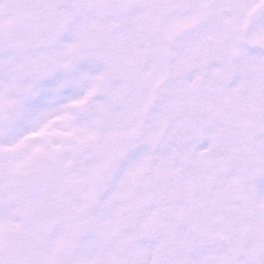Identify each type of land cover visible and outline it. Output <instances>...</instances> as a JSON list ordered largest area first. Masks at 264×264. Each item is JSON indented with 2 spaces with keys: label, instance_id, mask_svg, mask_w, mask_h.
<instances>
[{
  "label": "snow or ice",
  "instance_id": "obj_1",
  "mask_svg": "<svg viewBox=\"0 0 264 264\" xmlns=\"http://www.w3.org/2000/svg\"><path fill=\"white\" fill-rule=\"evenodd\" d=\"M0 264H264V0H0Z\"/></svg>",
  "mask_w": 264,
  "mask_h": 264
}]
</instances>
